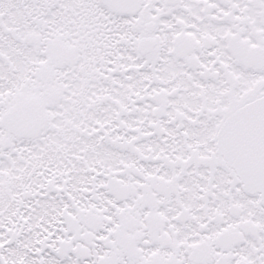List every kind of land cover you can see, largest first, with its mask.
<instances>
[{"label":"snow or ice","instance_id":"snow-or-ice-1","mask_svg":"<svg viewBox=\"0 0 264 264\" xmlns=\"http://www.w3.org/2000/svg\"><path fill=\"white\" fill-rule=\"evenodd\" d=\"M0 264H264V0H0Z\"/></svg>","mask_w":264,"mask_h":264}]
</instances>
